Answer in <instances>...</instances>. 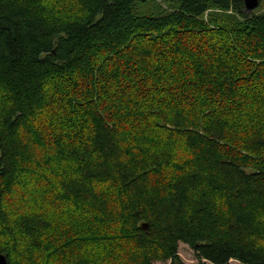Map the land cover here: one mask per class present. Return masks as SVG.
I'll return each instance as SVG.
<instances>
[{
  "label": "trees",
  "instance_id": "1",
  "mask_svg": "<svg viewBox=\"0 0 264 264\" xmlns=\"http://www.w3.org/2000/svg\"><path fill=\"white\" fill-rule=\"evenodd\" d=\"M165 1L0 0L7 264H183L180 244L197 264H264V14ZM125 86L136 110L119 109ZM79 211L93 247L61 228Z\"/></svg>",
  "mask_w": 264,
  "mask_h": 264
},
{
  "label": "rangeland",
  "instance_id": "2",
  "mask_svg": "<svg viewBox=\"0 0 264 264\" xmlns=\"http://www.w3.org/2000/svg\"><path fill=\"white\" fill-rule=\"evenodd\" d=\"M156 5H158L159 7H162V9H167L166 6V1L165 0H155ZM260 5L258 6V8L256 10H254L251 14H264V0H260ZM223 14L222 12H219L215 9H211L210 10V14ZM209 17V16H208ZM207 15L204 16V19L207 20ZM183 40H186V36H182L181 37ZM68 81H62L61 83L58 84L60 90L59 94H61L62 96H64V98L66 97H72L77 99L78 96V92L71 89L70 86H68ZM140 86H135L134 89H132L130 86L126 88L125 87H120L121 89H119V91L117 93H115L116 97L118 98H124L125 96L129 97V101L130 104L126 105L124 108L123 104H120L119 109H122V111L125 110H136L137 108H139V106L143 103L142 101L145 100L146 97H143L142 95H140V93H142L139 90ZM85 90V88L83 89ZM150 94H154V90H152L151 92H149ZM81 94H83V92H81ZM61 96V97H62ZM117 99V98H116ZM52 107V106H51ZM66 107V105H65ZM52 109L56 110L57 112L61 111L60 107H52ZM115 109H118L117 107ZM70 119H68V116L64 115L61 119L60 122L63 124H69L67 121H69ZM154 119L150 120V123H153ZM143 125V123H142ZM124 126L126 128H124L126 130V132L132 136V135H136L137 137L141 138L140 140H142L143 138H146L150 141L153 142H158L159 139L163 136L166 135V132H163L162 130H158L156 127H154L153 125L150 124L151 127H129V124L126 122V124H124ZM127 128H131V129H127ZM143 136V137H142ZM143 141V140H142ZM44 185V183H42ZM16 200L17 197L14 196ZM13 200H9L8 202H12ZM7 200H6V204H8ZM16 204V203H15ZM21 205V204H20ZM78 211V210H76ZM81 211H79L78 213H72V216H70V221L68 222H63L61 225V228L63 227L64 231H68L70 235L69 238H75L74 241H79L81 242V245L86 246V245H92V247L95 245L94 243H88L87 242V238H90L92 236V234H88L89 233V227H91V224L89 222L88 216L86 215V213L82 214L80 213ZM93 232V231H92ZM60 242H63L66 240L65 237L61 238L60 237ZM112 243H106L104 241H100V245L101 246H109ZM106 253V252H105ZM57 257L55 256L52 252H46V262H48L49 264H53V263H59L57 261H53V258ZM112 257L114 258L115 261H117L118 259H115L116 256L114 257V255H112ZM178 257L180 259V262L183 264H197V259L195 257V255L193 254L192 250L190 248H188L186 245L180 244L178 247ZM19 261V260H18ZM53 262V263H52ZM156 264H170V261L167 262H159ZM230 264H238L235 261H231Z\"/></svg>",
  "mask_w": 264,
  "mask_h": 264
},
{
  "label": "water",
  "instance_id": "3",
  "mask_svg": "<svg viewBox=\"0 0 264 264\" xmlns=\"http://www.w3.org/2000/svg\"><path fill=\"white\" fill-rule=\"evenodd\" d=\"M243 9L247 14L252 13L259 6V0H242ZM0 264H7L6 258L0 255Z\"/></svg>",
  "mask_w": 264,
  "mask_h": 264
}]
</instances>
